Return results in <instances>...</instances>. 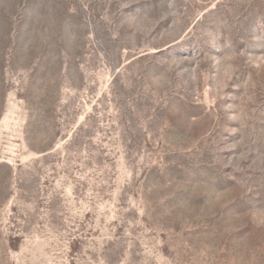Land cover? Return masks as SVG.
Listing matches in <instances>:
<instances>
[{
  "label": "rangeland",
  "instance_id": "obj_1",
  "mask_svg": "<svg viewBox=\"0 0 264 264\" xmlns=\"http://www.w3.org/2000/svg\"><path fill=\"white\" fill-rule=\"evenodd\" d=\"M0 264H264V0H0Z\"/></svg>",
  "mask_w": 264,
  "mask_h": 264
}]
</instances>
